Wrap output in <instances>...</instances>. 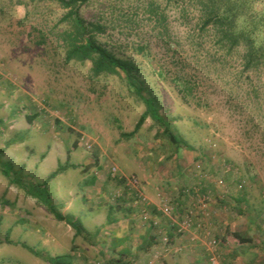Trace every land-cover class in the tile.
Instances as JSON below:
<instances>
[{
	"label": "rangeland",
	"instance_id": "obj_1",
	"mask_svg": "<svg viewBox=\"0 0 264 264\" xmlns=\"http://www.w3.org/2000/svg\"><path fill=\"white\" fill-rule=\"evenodd\" d=\"M151 2L163 12L160 23L148 11ZM66 12L54 0H0V162L35 183L64 167L48 184L54 203L92 233L100 225V232L72 239L65 222L0 172V264H49L46 256L64 254L74 255V264H118L106 216L123 194L136 191L122 175L138 180L149 201L144 209L138 199L144 212L151 190L167 204L169 215L162 213L173 229L191 215L184 235L203 230L201 239L214 249L205 264L212 254L221 264H264V75L254 80L260 92L253 93L240 63L222 58L213 36L202 40L190 3L98 0L84 16L106 26L99 41L137 65L144 94L157 100L191 148L172 144L151 119L133 133L146 108L125 80L93 78L89 62L66 63L59 38ZM145 45L148 57L139 51ZM176 74L194 88L187 102L170 80ZM179 194L188 205L177 209Z\"/></svg>",
	"mask_w": 264,
	"mask_h": 264
},
{
	"label": "trees",
	"instance_id": "obj_2",
	"mask_svg": "<svg viewBox=\"0 0 264 264\" xmlns=\"http://www.w3.org/2000/svg\"><path fill=\"white\" fill-rule=\"evenodd\" d=\"M54 1L67 10L60 19L61 24H67V29L59 33V38L65 48L66 63L85 64L89 62L93 78L119 76L125 80L132 93L146 108L133 133L140 130L147 119H151L159 126L161 134L172 144L190 149L187 141L174 131L171 122L161 115L157 100L151 95L144 94L145 89L140 80L137 65L130 60L118 57L99 41L98 37L107 31L106 26L99 22L89 21L84 16L86 8L98 0ZM179 1L190 3L198 10L200 15L199 31L202 40L206 35L213 36L214 44L219 51L223 52L221 53L222 58H235L240 63L241 74L246 75V79L251 81L252 92H260V86L254 85V80L260 78L259 75H264V0H167L168 3ZM148 11L157 18L159 23L163 20V12L156 3L151 2L148 5ZM174 45L176 44L170 42V46ZM139 51L145 57L151 55L147 45L140 46ZM165 73L162 70L159 74L166 78ZM170 80L178 89L179 95L187 102L188 96H192L194 92L190 81L178 74L171 76ZM66 167L68 166L66 165ZM70 167L77 168L76 165ZM64 169L59 166L45 181L35 183L25 179L19 171L10 167V164L0 162V172L7 177L11 185L22 190L27 197L36 199L44 205L57 221L65 222L74 229L76 236L92 237L79 218L60 212L51 197L48 184ZM10 234L11 230H8L6 238L8 244L13 243L9 239ZM233 235L240 242H251L250 239L243 238L238 233ZM20 245L40 256V253L35 252L28 245L24 243H20ZM45 260L49 264H74V257L71 254L46 256Z\"/></svg>",
	"mask_w": 264,
	"mask_h": 264
},
{
	"label": "crops",
	"instance_id": "obj_3",
	"mask_svg": "<svg viewBox=\"0 0 264 264\" xmlns=\"http://www.w3.org/2000/svg\"><path fill=\"white\" fill-rule=\"evenodd\" d=\"M202 184V183H200ZM151 189H149L150 191ZM174 197V206L183 208L188 202L184 194ZM151 196L149 219H144V211L135 194H123L120 198V207L111 208L106 216L107 223H113L115 248L118 250V264H205L212 250L201 239L203 230L193 229L184 236H180L173 229L170 218L163 215L162 199ZM126 205V206H125ZM148 206L144 205V209ZM75 217V216H74ZM77 218V217H76ZM111 218V219H110ZM158 220L159 227L152 222ZM94 216L92 223H96ZM147 221V222H146ZM66 224V223H65ZM103 223H101L102 225ZM70 227L69 225H67ZM85 227V226H84ZM96 227V226H95ZM86 228V227H85ZM76 237L74 229L70 227ZM86 230L91 234L90 229ZM100 232V225L91 234L92 238ZM226 232V231H225ZM165 235L167 238H165ZM167 240L168 243H164ZM222 253L224 247H219ZM218 251V249H216ZM220 253V252H218ZM74 256V255H73Z\"/></svg>",
	"mask_w": 264,
	"mask_h": 264
},
{
	"label": "built area",
	"instance_id": "obj_4",
	"mask_svg": "<svg viewBox=\"0 0 264 264\" xmlns=\"http://www.w3.org/2000/svg\"><path fill=\"white\" fill-rule=\"evenodd\" d=\"M113 172L114 173H117V169H113ZM120 179L129 187L131 188H134L136 191V193L134 192V194L138 197L139 201L145 205V206H149V201L148 199L139 191V187H138V180L135 178V177H126L124 175L120 176ZM164 209H161V211L164 213V214H167L169 215L168 213L170 212L169 211V208L167 206V204H164ZM205 203L204 201H202V208H205ZM144 219H149L148 217V213L145 212L144 213ZM152 224L155 226V227H158L159 226V223L157 221H154L152 222ZM179 224V223H178ZM177 224V229L175 231H177V234L178 235H184L190 228H191V215H187L185 218L182 219L181 223L178 225ZM209 263L210 264H221L220 261H219V257L212 254L210 259H209Z\"/></svg>",
	"mask_w": 264,
	"mask_h": 264
}]
</instances>
